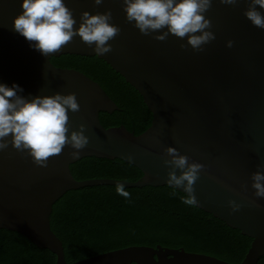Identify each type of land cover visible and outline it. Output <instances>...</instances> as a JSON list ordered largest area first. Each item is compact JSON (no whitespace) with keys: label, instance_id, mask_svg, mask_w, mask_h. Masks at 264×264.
<instances>
[{"label":"water","instance_id":"water-1","mask_svg":"<svg viewBox=\"0 0 264 264\" xmlns=\"http://www.w3.org/2000/svg\"><path fill=\"white\" fill-rule=\"evenodd\" d=\"M22 0H0V83L23 89L27 99L59 92L74 93L80 111L69 110V135L85 124L89 144L72 157L66 146L47 167L36 165L27 152L9 143L0 151V228L25 235L48 249L56 264H234L205 253L162 245H133L68 262L62 240L51 228L54 204L69 190L123 183L125 187L170 186L165 148L205 165L194 185L198 208L252 238L238 264H258L264 256V197L255 196L252 173L264 172V29L245 15L248 0L236 5L213 0L205 13L215 39L196 51L171 34L143 35L126 19L123 0H65L79 26L82 12L111 10L120 34L109 41L112 51L97 55L80 37L59 52L44 56L13 29ZM258 7V6H257ZM258 10L264 13V9ZM166 31V29H165ZM233 41L232 47L227 42ZM185 47H181V45ZM98 56L121 74L152 112L151 126L139 135L124 125L106 128L100 113L119 110L101 85L83 72L58 67L52 57ZM11 137H9L10 141ZM122 159L138 167V181L113 178L78 180L71 164L85 157ZM179 174V170H177ZM180 192L182 187L171 186ZM229 200L240 204L233 211Z\"/></svg>","mask_w":264,"mask_h":264},{"label":"trees","instance_id":"trees-1","mask_svg":"<svg viewBox=\"0 0 264 264\" xmlns=\"http://www.w3.org/2000/svg\"><path fill=\"white\" fill-rule=\"evenodd\" d=\"M51 62L83 72L117 103L119 110L100 113L104 127L124 125L139 135L151 126L153 115L141 94L103 59L66 54L52 57ZM71 171L78 180L134 182L144 175L122 159L95 156L71 164ZM126 190L131 194L129 199L116 192V185L86 186L69 190L54 204L51 228L62 240L68 262L133 245H162L238 264L251 246L252 238L213 214L183 203L187 195L171 186ZM56 259L53 252L38 248L25 235L0 228V264H56ZM258 264H264V256Z\"/></svg>","mask_w":264,"mask_h":264},{"label":"clouds","instance_id":"clouds-1","mask_svg":"<svg viewBox=\"0 0 264 264\" xmlns=\"http://www.w3.org/2000/svg\"><path fill=\"white\" fill-rule=\"evenodd\" d=\"M103 2L94 0L96 5ZM219 2L234 6L240 0ZM212 3L213 0H123L127 21L134 22L143 35L159 33L154 37L159 41L166 40L169 34L181 40L186 38L187 44L196 51H202L203 45L215 39L210 30L212 22L205 15ZM257 6L264 9V0H248L244 15L254 26L264 29V13ZM21 8L22 12L13 19V29L44 56L59 52L77 35L89 47L94 45L97 55L106 54L112 51L109 41L121 32L118 25L110 22L111 10L96 14L84 11L79 26L75 27L77 21L65 0H22ZM232 45L233 41L229 40L227 46ZM22 91L17 84L8 87L0 83V151L11 143L17 151L27 152L36 165L47 167L48 161L61 155L66 146L73 149L72 157L88 146L85 124L81 123L79 130H72L69 135L68 112L80 111L74 93L57 92L27 99L18 94ZM164 151L169 157L163 161L169 167L167 184L182 187L188 193L183 203L197 204L194 185L205 165L190 162L189 157L180 154L175 147L168 146ZM251 179L255 196L264 197V172L252 173ZM116 192L126 199L131 195L123 183H117ZM229 205L233 211L240 208L234 200H229Z\"/></svg>","mask_w":264,"mask_h":264}]
</instances>
